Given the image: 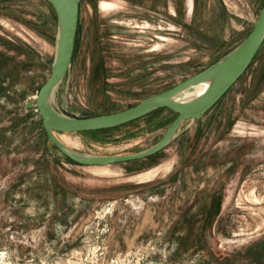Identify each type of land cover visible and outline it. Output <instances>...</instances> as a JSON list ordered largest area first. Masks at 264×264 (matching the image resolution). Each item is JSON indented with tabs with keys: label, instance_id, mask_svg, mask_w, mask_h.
Here are the masks:
<instances>
[{
	"label": "rangeland",
	"instance_id": "374dc122",
	"mask_svg": "<svg viewBox=\"0 0 264 264\" xmlns=\"http://www.w3.org/2000/svg\"><path fill=\"white\" fill-rule=\"evenodd\" d=\"M100 1L79 0L71 69L51 98L71 116L126 108L200 71L247 35L264 3ZM56 34L48 0H0V264H264V40L163 149L84 165L53 145L34 106ZM175 116L162 107L57 136L84 153L137 152Z\"/></svg>",
	"mask_w": 264,
	"mask_h": 264
},
{
	"label": "water",
	"instance_id": "95a60500",
	"mask_svg": "<svg viewBox=\"0 0 264 264\" xmlns=\"http://www.w3.org/2000/svg\"><path fill=\"white\" fill-rule=\"evenodd\" d=\"M57 18L55 53L50 73L35 96L48 139L72 161L84 165H103L141 159L163 149L175 135L182 121L194 119L208 111L247 69L264 40V3L252 28L231 50L193 75L158 93L148 95L126 108L92 116L78 117L59 112L51 103L52 95L71 69V59L79 21V0H48ZM209 81L197 97L181 101L176 95L194 84ZM28 107L33 104L27 102ZM166 107L176 116L158 141L146 149L125 154H91L72 149L57 136L63 132H85L119 126L154 109Z\"/></svg>",
	"mask_w": 264,
	"mask_h": 264
},
{
	"label": "bare ground",
	"instance_id": "6f19581e",
	"mask_svg": "<svg viewBox=\"0 0 264 264\" xmlns=\"http://www.w3.org/2000/svg\"><path fill=\"white\" fill-rule=\"evenodd\" d=\"M99 5L103 9H110L113 8L115 4L111 1L101 0ZM208 84L209 81H203L187 87L176 95V99L181 101L191 100L200 95L207 88Z\"/></svg>",
	"mask_w": 264,
	"mask_h": 264
},
{
	"label": "trees",
	"instance_id": "16d2710c",
	"mask_svg": "<svg viewBox=\"0 0 264 264\" xmlns=\"http://www.w3.org/2000/svg\"><path fill=\"white\" fill-rule=\"evenodd\" d=\"M76 39V38H75ZM5 58H7L5 55H4V53L2 52V51H0V68H2L3 67V63H4V59ZM0 94H3V95H5L6 94V87H5V84H4V82H2L1 80H0ZM27 109H29V108H27ZM135 120V119H134ZM134 120H131V121H129V122H127V123H130V122H132V121H134ZM41 121H42V119H41ZM127 123H124V124H127ZM124 124H121V125H124ZM121 125H119V126H121ZM106 129H108V128H106ZM98 130H105V129H98ZM92 131H96V130H92ZM85 132H87V131H85ZM54 145V144H53ZM55 146V145H54ZM56 147V146H55ZM67 159H69L68 157H66ZM70 160V159H69Z\"/></svg>",
	"mask_w": 264,
	"mask_h": 264
}]
</instances>
